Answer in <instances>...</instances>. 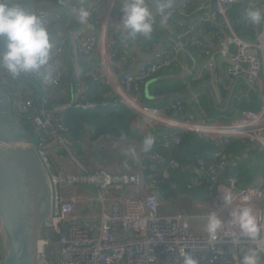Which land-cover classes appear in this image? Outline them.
I'll return each mask as SVG.
<instances>
[{
  "label": "built area",
  "instance_id": "obj_1",
  "mask_svg": "<svg viewBox=\"0 0 264 264\" xmlns=\"http://www.w3.org/2000/svg\"><path fill=\"white\" fill-rule=\"evenodd\" d=\"M119 1L125 2L105 0L95 32L85 36L71 35L76 55L94 49L99 54V62L90 60L87 68L79 70V73L92 75L94 79L99 74L103 75L114 96V103L124 105L135 113L134 127L142 133V137L152 130L161 129L162 145L166 149L178 145L180 133L188 131L210 136L217 140L218 146L232 137H246L264 151V24L251 41L236 36L227 10L241 0H213L194 21L186 23L178 20V26L185 30L172 36L168 47L152 51L148 61L135 70L125 68L121 79L112 73V62L118 59V42L109 31L111 14ZM192 1L185 0L181 9ZM64 3L69 4L70 1L64 0ZM34 11L47 13L40 8ZM58 19V14L47 15L49 25ZM205 24L218 29L223 35L217 36L215 42L213 35L206 31ZM201 37L208 42L212 39L215 47L205 62V69L212 73V79H216V57L229 58L234 63L230 65L227 62L225 77L231 81L233 77L245 74L262 95L263 106L259 110L244 111L231 121L221 122L211 121L201 106L195 118L185 117L187 110L180 100L175 102L174 114L141 101L143 90L140 84L156 73L172 68L179 54H182L181 48L199 45ZM142 38L137 35L131 40L139 42ZM52 52L53 60L60 57L62 44L54 46ZM121 61L125 66L128 64L124 58ZM29 75L34 73L24 74ZM53 76L55 83L50 86L43 84L39 78L37 93L25 91L24 100L19 97L22 90L19 83L0 69V83L8 90L13 88L16 108L25 113L31 124V145L45 167L52 186V212L38 242L41 243L38 264H182L181 251L190 254L197 264H240L248 248H256L260 253V264H264V239L253 243L244 238L233 239L229 235L237 231L229 223L231 209L242 203L251 206L264 222V173L252 175L245 183L237 175L224 176L223 164L230 161L231 166L235 167L237 162L231 160L223 148L218 149L215 152L218 163L199 158L191 168L198 176L195 185H202L204 180L211 182L214 187L211 201L194 199L189 203L191 209L162 212L165 202L152 189L161 181L156 173L162 169L164 177L166 170L176 169L178 163L174 159L166 160L151 150L144 153L141 150L143 140H114L108 137L101 138L98 146L107 151L112 168L93 161V157L88 164L81 163L79 156L70 151L69 141L61 135L65 129L62 117L70 108L88 110L95 105L86 97L85 89L67 102L51 103L53 90L61 78L58 69ZM204 93L205 90H201L191 95V101L198 103L197 96ZM35 97L39 98V104ZM128 148L134 150L135 155L130 153L128 157ZM68 157L74 161V166ZM130 164H133L131 168ZM146 164H150L152 169L156 168V172H149L148 178L143 172ZM149 179L152 184L147 185ZM82 186L94 188L97 197ZM224 191L231 192V205L224 203ZM211 211L216 212L225 224L216 239H212L204 229L203 218Z\"/></svg>",
  "mask_w": 264,
  "mask_h": 264
},
{
  "label": "trees",
  "instance_id": "obj_2",
  "mask_svg": "<svg viewBox=\"0 0 264 264\" xmlns=\"http://www.w3.org/2000/svg\"><path fill=\"white\" fill-rule=\"evenodd\" d=\"M25 2L26 4L32 2V4H35L36 6H43L45 2H50L54 4L59 12H61L64 20L66 18H69L68 13L64 10L65 5L63 3V0H25ZM192 3L193 1L188 4V6H190ZM72 6L75 8L77 7L74 2ZM120 7V16H122L123 6L120 5ZM248 9H259L264 12V0H241L237 3H234L228 8L227 16L236 36L241 39L252 40L260 31L264 23H261L260 25H253L252 23H250L245 16V13ZM115 15L116 13L115 11H113L111 14V20ZM97 17L98 14L96 15V17H94L93 20L95 21ZM181 17L177 19V21L183 20L184 22H186ZM204 27L206 28V31L210 32L213 35V39L215 42L217 36L223 35L221 32H219L218 29L210 27L209 24H205ZM184 30V27H180L176 23L172 36ZM200 41L201 42L199 45L187 47V49L198 53L203 61L206 62L209 56L215 51V47L213 46L212 39H210V42H208L206 38L201 37ZM117 54L118 59L121 61V58H124V56H120L118 52ZM58 71L61 73V78L59 81V85L53 90L54 99L51 101V103L69 101L72 98L70 89H75L74 80L71 79L69 75H64V72L62 70L58 69ZM163 72L164 71L156 73L153 77L158 76ZM215 74L216 79L213 80V87L215 88V91H218L219 98L221 100H225L227 95V88L222 83V81H220L217 70L215 71ZM199 77V79L195 80L189 79V86H195L204 79L212 80V73L207 71L204 67V70ZM149 78L145 79V81ZM80 79L83 81V83L86 84V86H88L87 89H85V95L89 99V101H91L95 105V107H92L88 110L70 108L63 114L62 120L65 129L61 131V135L69 141V149L74 155H80L84 152V148L87 147V145L85 144L86 141L93 142L103 137H108L114 140L127 139L132 132L131 120L136 116L131 109L112 101L113 95H110L111 89L105 81V77L103 75L99 74V76L97 75V77L94 79L92 75H86L83 72L80 76ZM17 80L18 83L22 84V90H20L19 92L20 98L24 100L26 99L25 91H28V89L32 90L33 92L37 91V83L39 81V77L36 74L29 75L28 77L24 76L23 74L19 79H16L15 81ZM145 81L140 84V88L142 90ZM62 84L70 88L68 92H62L60 90ZM185 89L186 86L184 84L177 82L163 88H155L154 92L155 94H163L168 92H183ZM201 90H205V93L199 94L197 96L198 103L193 101L187 102V100L185 99L176 98L173 104L168 106V110L170 112L167 110L166 112L168 114H172L171 111H175V102L177 100H180L185 105L186 110L190 109L195 113H197L198 107L201 106L207 113L208 118L212 119H210L211 121H215L219 115L229 116L232 120L235 119L239 114H241V112L248 110L257 111L261 108L262 105L258 92L249 90L243 81H240L238 83L235 92H233L229 109L223 113L217 111V109L213 107L212 100L209 97L206 88L203 87ZM35 101L37 104L40 103L39 98L35 97ZM141 101L145 104L165 102L162 99L156 101H147L144 99V95L142 96ZM29 111H32V109H29ZM160 130L161 129L152 130L148 134L152 135L155 140L151 151L161 154L166 158V160L174 159L178 163L176 169L166 170L167 172L164 177H162V169H158L156 175L157 178L161 179V181L159 183L157 182V184H155V187L152 188L157 192L158 196L168 204L166 207L161 209V211H164L165 213L167 210H169L167 212L173 213L183 205L185 208H187L188 203H190L194 199L200 200L202 202L211 201L212 191H214V187L212 186L211 182L208 180H204L202 185H195L196 178H198V176L191 171V168L197 163V159L199 158H203L207 162L218 163V158L215 156V152L218 149L223 148V151L228 155V157L231 160H235L237 162L235 167L231 166L230 161L228 164H223L224 176L234 174L240 178V181L242 183H245L250 179L252 175L259 174L260 171L264 173V151L258 145L250 142L246 137H232L229 138L225 144L222 143L218 146L217 140L210 136L183 131L180 133L179 144L166 149L162 145V134L160 133ZM223 139L224 138L222 137L221 140L223 141ZM255 149H259L261 152V164L258 165L259 168H257V171H250V169L248 168V162H250V159L253 156V151ZM62 153L66 155L64 151ZM143 172L144 175L148 178L149 172H156V168L152 169L150 164H146ZM149 184H152L151 179L147 180V185ZM1 257L2 254L0 246V262Z\"/></svg>",
  "mask_w": 264,
  "mask_h": 264
},
{
  "label": "water",
  "instance_id": "obj_3",
  "mask_svg": "<svg viewBox=\"0 0 264 264\" xmlns=\"http://www.w3.org/2000/svg\"><path fill=\"white\" fill-rule=\"evenodd\" d=\"M64 10L77 22L71 29L76 32L81 27L78 17L67 6ZM181 52L190 56V51L181 48ZM223 62L233 65V61L224 56L216 57V68L221 81L228 86L223 106H218L217 98L210 80H202L189 89L188 94L168 92L153 95L150 86L169 77L188 76V70L151 77L143 87L144 99L155 101L167 99L168 102L189 98L206 87L213 106L220 112L229 109L236 83L241 80L249 90L258 92L245 74H239L231 81L225 77ZM193 67H191V70ZM184 74V75H182ZM13 88L8 90L0 83V246L1 264H38V242L44 225L52 212L53 193L49 175L37 152L32 147L33 130L25 113L19 112L13 100ZM259 97L262 95L260 93Z\"/></svg>",
  "mask_w": 264,
  "mask_h": 264
},
{
  "label": "clouds",
  "instance_id": "obj_4",
  "mask_svg": "<svg viewBox=\"0 0 264 264\" xmlns=\"http://www.w3.org/2000/svg\"><path fill=\"white\" fill-rule=\"evenodd\" d=\"M174 0H156L151 5L147 0H125L122 7L120 24L122 26L121 39L126 40L140 35L148 38L154 31L159 18V24H166L172 16ZM79 21L87 23L91 10L81 5L73 9ZM47 13L29 11L22 0H0V38L3 48L0 50V69L6 71L13 80L23 74H36L45 85L55 83L53 73L56 63L53 60L52 49L53 32L49 27ZM246 19L253 25L264 23V12L259 9H248ZM155 143L152 135H145L141 150L148 153ZM135 155V151L131 150ZM223 201L231 205V192L224 191ZM230 224L237 231L229 235L233 239L244 238L253 243L264 239V222L251 206L240 204L231 209ZM204 219V229L212 239L224 229V222L216 212H208ZM182 264H197V261L187 252L181 251ZM260 253L256 248H248L240 260V264H260Z\"/></svg>",
  "mask_w": 264,
  "mask_h": 264
},
{
  "label": "crops",
  "instance_id": "obj_5",
  "mask_svg": "<svg viewBox=\"0 0 264 264\" xmlns=\"http://www.w3.org/2000/svg\"><path fill=\"white\" fill-rule=\"evenodd\" d=\"M76 4V8L72 6L73 2ZM155 0H147V2L151 5H154ZM185 0H174V9L172 12V16L169 18L168 22L166 24H159V18H157V23L154 26V31L152 35L148 38H142L141 41L139 42H134L130 38L126 40L121 39V33H122V26L120 24V11L119 9L121 6H123L124 2L119 1L116 3L113 11H115L116 15L110 20L109 22V31L110 34L115 36L118 40V45H117V52L119 53L120 56H124V59H128V64L125 66L122 61L119 59L114 60L112 62V73L118 77V79H121V74L125 68L130 69V70H135L139 65L144 64L148 61L150 58V55L152 51L160 48V47H168L171 43L170 39L173 35V31L175 29L177 19H179L181 16L182 19H184L187 23H190L195 20V18L199 17V15L204 9H206V6L209 4L210 1L213 0H195L193 3L188 6L186 9H181V5ZM23 5L25 8L29 11H34L36 8H41L43 11L47 12L50 15H59L58 21H52L49 25L50 29L53 32V43L54 46L58 44H62L63 52L62 55L58 58H56L54 61L56 63V69H60L64 72V75H69L71 79L74 80L75 82V89L71 90L69 87L66 85L62 84L60 90L62 92H68L70 89V94L72 95V98L75 97L80 90L82 89H87L88 86H86L85 83L80 79V76L82 73H79V70H84L87 68L88 62L90 60H94L96 63L99 62V54L97 50L93 51H85L80 55H76L74 52V43L71 39V35L73 34H80L82 36L87 35L88 33H93L98 29V19L100 20L102 10L105 7V0H70L69 4H65L64 0L63 3L65 6L69 7L71 11L73 12V9H79L81 5H84L88 7L91 10V16L89 17V20L87 23L82 24L81 27L76 31L71 33V29L75 28L77 26L76 20L70 15L69 18H66L65 20L63 19V16L61 15V12L57 10V8L54 6V4L50 2H45V4L42 6L40 5H35L30 2L29 4H26L25 0H22ZM75 14V12H73ZM98 14L97 19L94 21V17ZM76 15V14H75ZM77 16V15H76ZM78 17V16H77ZM263 26V25H262ZM262 29V27H261ZM260 29V30H261ZM247 41H251L250 39H244ZM3 48V40L0 38V50ZM187 49V48H186ZM190 51V57L184 53L179 54L178 59L175 63V65L170 68L167 71H164L162 74H168V73H179L183 70H188L189 75L188 76H183L181 78H173L169 77L167 79H163L162 82L160 83H153L150 86V92L153 95L155 94V88H163L166 87L172 83H177L180 82L186 86V89L183 92H179L181 94H188L189 89L193 86H189V79L195 80L199 79L201 73L204 70L205 67V62L201 58V56L198 55V53H195V51ZM119 56V57H120ZM121 58V57H120ZM223 69L225 70L228 66L227 62H223L222 64ZM191 67L193 69L191 70ZM101 75V74H100ZM184 75V74H182ZM219 75V73H218ZM159 76V75H158ZM153 77V76H151ZM157 77V76H156ZM220 81H221V76ZM206 80V79H204ZM211 84L213 86V79L210 80ZM241 80H239L234 88V92L238 86V83ZM18 82V80H17ZM19 87L22 88V84L19 83ZM206 88L205 86H203ZM202 87V88H203ZM201 88V89H202ZM227 91H228V86H226ZM215 96L217 98L218 106L222 107L223 102H221V99L219 98V93L218 91H215V88L213 87ZM30 90V89H28ZM207 90V89H206ZM32 91V90H31ZM200 91V90H199ZM197 91V92H199ZM33 92V91H32ZM34 93H37V91ZM110 95H112L110 93ZM192 96L189 98H186L187 102H191ZM114 96H112V101H114ZM165 102L164 103H155V104H149L161 109H164L165 111L168 110V106L172 105L174 100L171 102H168V100L162 99ZM212 100V99H211ZM156 101V100H155ZM213 104V102H212ZM214 107V106H213ZM228 110V109H227ZM226 110V111H227ZM218 111V110H217ZM170 112V111H169ZM220 112V111H219ZM225 112V111H224ZM172 114H174L173 111H171ZM194 113V114H193ZM223 113V112H222ZM195 112L191 111L190 109H187V112L185 114V117L187 118H195ZM211 119V118H209ZM212 120V119H211ZM224 120V121H223ZM215 121H221V122H228L231 121V117L226 116V115H219ZM134 120H131V129L132 132L130 136L127 139H133L136 141L143 140V135L142 133L138 132V129L134 127ZM104 139V138H102ZM97 139L96 141H86L85 144L87 147L84 148V152L81 153L80 158H82L84 161L90 162V159L93 157V161H98L102 166H106L108 168H112V160L110 156L108 155L107 151L104 150L101 146H98L100 143L99 141L102 140ZM94 146V147H92ZM128 151V157H130V153L133 156L132 152L130 151V148L127 149ZM96 153H99L100 155L102 154L104 158L106 157V161L101 162L100 158L96 157ZM95 154V155H94ZM81 163H84L80 161ZM88 164V163H87ZM133 165V164H132ZM153 168V167H152Z\"/></svg>",
  "mask_w": 264,
  "mask_h": 264
},
{
  "label": "rangeland",
  "instance_id": "obj_6",
  "mask_svg": "<svg viewBox=\"0 0 264 264\" xmlns=\"http://www.w3.org/2000/svg\"><path fill=\"white\" fill-rule=\"evenodd\" d=\"M260 76H261V74H260ZM260 99H262V97H260ZM262 106H263V104H262ZM224 121V120H223ZM95 155V154H94ZM96 157H98V158H100V160H101V162H104V161H106V157L104 158V156L101 154H99V153H96ZM77 158V157H76ZM260 158H261V152H260V150L259 149H255L254 151H253V156L251 157V159H250V162H248V168L250 169V171L251 170H256L257 171V168H259L258 167V165L259 164H261V160H260ZM78 159L80 160V161H82V162H84V164H87L88 163V161H84L82 158H80V156L78 157ZM68 160H69V162H70V164L71 165H75L74 164V161L73 160H71V158L70 157H68ZM122 161H124V160H122ZM130 166V168L132 167V165L130 164L129 165ZM259 173H262L261 171L259 172ZM82 188H86L87 190H89V192L92 194V196L93 197H97V192L95 191V189L94 188H92V187H90V186H82ZM186 204V203H185ZM168 204L167 203H165L164 204V206H163V208L164 207H166ZM188 207V209H191L192 208V205H189V203H188V205H187ZM162 208V209H163ZM181 208H185L184 207V205L183 206H181L180 208H178V209H181ZM167 209V208H166ZM167 211H169V210H167ZM166 211V213H169V212H167ZM163 212V211H162ZM51 250V248H49L48 249V251H50Z\"/></svg>",
  "mask_w": 264,
  "mask_h": 264
},
{
  "label": "bare ground",
  "instance_id": "obj_7",
  "mask_svg": "<svg viewBox=\"0 0 264 264\" xmlns=\"http://www.w3.org/2000/svg\"><path fill=\"white\" fill-rule=\"evenodd\" d=\"M38 249H39V250L41 249V243L38 244Z\"/></svg>",
  "mask_w": 264,
  "mask_h": 264
}]
</instances>
